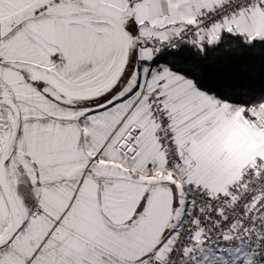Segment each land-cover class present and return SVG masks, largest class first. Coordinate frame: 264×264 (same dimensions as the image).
<instances>
[{"label": "snow or ice", "instance_id": "6c2138e0", "mask_svg": "<svg viewBox=\"0 0 264 264\" xmlns=\"http://www.w3.org/2000/svg\"><path fill=\"white\" fill-rule=\"evenodd\" d=\"M0 264H264V0H0Z\"/></svg>", "mask_w": 264, "mask_h": 264}, {"label": "trees", "instance_id": "16d2710c", "mask_svg": "<svg viewBox=\"0 0 264 264\" xmlns=\"http://www.w3.org/2000/svg\"><path fill=\"white\" fill-rule=\"evenodd\" d=\"M208 70L211 78L218 85H226L236 90L249 87L254 82L257 86L259 85V69L253 75L247 64L231 60L222 55L210 53Z\"/></svg>", "mask_w": 264, "mask_h": 264}]
</instances>
